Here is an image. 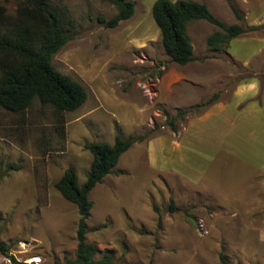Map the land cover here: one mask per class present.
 I'll list each match as a JSON object with an SVG mask.
<instances>
[{"label":"rangeland","instance_id":"obj_1","mask_svg":"<svg viewBox=\"0 0 264 264\" xmlns=\"http://www.w3.org/2000/svg\"><path fill=\"white\" fill-rule=\"evenodd\" d=\"M133 1L134 15L109 28L103 21L117 8L107 0H50L65 12L70 35L53 65L88 99L64 113L38 99L23 112L0 106V242L24 264L73 260L78 209L55 184L68 168L83 184L93 161L85 146L122 136L139 140L90 194L87 241L97 258L264 264V0H195L247 32L212 51L207 39L218 28L191 20L196 59L184 66L164 50L156 0ZM28 2L0 5L13 23ZM240 86L250 96L230 102L244 98L239 109L227 105L231 123L192 124L223 89L229 101ZM159 137L166 145L154 162L149 144ZM0 264L11 261L0 253Z\"/></svg>","mask_w":264,"mask_h":264},{"label":"trees","instance_id":"obj_2","mask_svg":"<svg viewBox=\"0 0 264 264\" xmlns=\"http://www.w3.org/2000/svg\"><path fill=\"white\" fill-rule=\"evenodd\" d=\"M117 8V14L105 25L117 27L135 13L133 0H107ZM238 18L241 14L235 9ZM166 54L179 65L193 62L194 47L187 32L191 20H204L218 30L210 35L207 44L212 51L247 32L239 24L226 25L205 3L195 0H156L152 7ZM66 14L57 12L50 0H29L18 8L17 19L10 23L0 5V106L12 112H23L34 99L51 105L57 112H72L88 99L86 88L70 75L53 65L55 54L70 40ZM139 139L117 136L114 144L96 142L85 147L93 161L83 184L74 168H68L55 184L56 189L78 209L77 250L73 260L63 264H116L110 252L97 258L99 249L87 241L88 219L93 202L91 191L117 166L121 156ZM0 253L11 264H24L10 254L9 247L0 242Z\"/></svg>","mask_w":264,"mask_h":264},{"label":"crops","instance_id":"obj_3","mask_svg":"<svg viewBox=\"0 0 264 264\" xmlns=\"http://www.w3.org/2000/svg\"><path fill=\"white\" fill-rule=\"evenodd\" d=\"M194 80L196 81L197 79H194ZM206 83H209V82H206ZM251 89L254 91L253 94H255V92H256L255 89L253 87ZM218 90H220V89H218ZM222 91H223V93L221 94V96L215 102L210 104V105H212L211 107L202 110L201 113H199V114H197V115H195L193 117L192 124H195V122H197V123H207L208 120L212 121L211 118H213V119L214 118H218V120L214 119V121H215L214 124L218 125L219 127L220 126L225 127L229 122L231 123V121L234 120V119H231L232 117H230L229 114L227 113V105H234V108L239 109L240 108L239 105H242V101H243L244 98L240 99V101H237V102H235L233 104H230V102L234 98H237V97H238V99L241 98V97L248 98V95H249L248 88L244 87V89H242L241 86H240L239 89L234 90L233 94L229 96L230 97L229 101L227 100L226 91H224V89ZM197 97H199V96H197ZM198 99L199 98H195V100H198ZM251 105H258V104L255 102V103H253ZM219 117H220V119H219ZM115 139L110 141V142H105V143L114 144ZM174 143L176 145L174 144L173 148L174 149L178 148L177 147L178 143L176 141H174ZM165 145L166 144H165L164 139L162 137L156 138L154 141H152L149 144V149L152 152V158H153L154 162H157L156 158L158 157V155L161 152L163 153L164 150L161 149V148L164 147Z\"/></svg>","mask_w":264,"mask_h":264}]
</instances>
